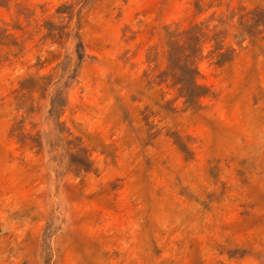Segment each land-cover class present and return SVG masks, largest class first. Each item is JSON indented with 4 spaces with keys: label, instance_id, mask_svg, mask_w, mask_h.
Instances as JSON below:
<instances>
[{
    "label": "rangeland",
    "instance_id": "rangeland-1",
    "mask_svg": "<svg viewBox=\"0 0 264 264\" xmlns=\"http://www.w3.org/2000/svg\"><path fill=\"white\" fill-rule=\"evenodd\" d=\"M0 41V264H264V0H0Z\"/></svg>",
    "mask_w": 264,
    "mask_h": 264
},
{
    "label": "trees",
    "instance_id": "trees-1",
    "mask_svg": "<svg viewBox=\"0 0 264 264\" xmlns=\"http://www.w3.org/2000/svg\"><path fill=\"white\" fill-rule=\"evenodd\" d=\"M196 8L199 11H202L201 2L196 3ZM208 29L200 24H196L190 28L178 30L176 29L173 32H170V60H169V71L164 73L165 77H172L174 80V85H180L178 91L180 95L187 98V101L190 102V105L194 104V100L198 97L204 96L207 94L206 88L201 86L198 83V78L200 76V71L198 67V60L201 57L203 43L204 40L210 39L217 41L218 44V34H214V36L209 35L207 32ZM3 43L0 41V44ZM223 49V45H217L215 50ZM45 79V77H44ZM34 85L28 83H22L21 92L22 91H31L34 89ZM16 97L19 99L20 107H26L25 105V93H21ZM51 114H55L60 104H58L54 99L52 100ZM66 101L61 105L66 106ZM32 112V106L29 110ZM15 129H13V134L15 133ZM20 140L24 145H27L28 137L24 134H20ZM81 169H87L82 166Z\"/></svg>",
    "mask_w": 264,
    "mask_h": 264
}]
</instances>
